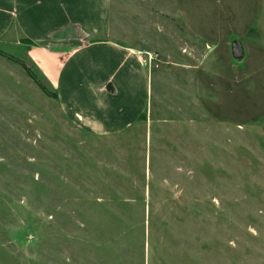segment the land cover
Segmentation results:
<instances>
[{
    "label": "rangeland",
    "instance_id": "obj_1",
    "mask_svg": "<svg viewBox=\"0 0 264 264\" xmlns=\"http://www.w3.org/2000/svg\"><path fill=\"white\" fill-rule=\"evenodd\" d=\"M172 3L111 0L98 39L142 50L153 77L148 121L116 136L73 125L28 46L0 44L50 92L0 54V264H264V83L238 94L240 123L205 113V47ZM251 37L264 47V0Z\"/></svg>",
    "mask_w": 264,
    "mask_h": 264
},
{
    "label": "crops",
    "instance_id": "obj_2",
    "mask_svg": "<svg viewBox=\"0 0 264 264\" xmlns=\"http://www.w3.org/2000/svg\"><path fill=\"white\" fill-rule=\"evenodd\" d=\"M172 7L180 26L205 47L192 67L196 104L240 123L238 94L245 103L249 86L264 83V47L251 37L261 0H173ZM110 14L111 0H0V44L28 46L27 58L57 95L64 116L101 137L148 121L153 91L142 50L98 39Z\"/></svg>",
    "mask_w": 264,
    "mask_h": 264
},
{
    "label": "trees",
    "instance_id": "obj_3",
    "mask_svg": "<svg viewBox=\"0 0 264 264\" xmlns=\"http://www.w3.org/2000/svg\"><path fill=\"white\" fill-rule=\"evenodd\" d=\"M0 54L3 55V56H7V55L4 54L1 50H0ZM7 57H8L9 60H12V61H14V62H16V63H19V64L24 68V70L27 72V74L30 76V78H32L34 81H37L36 78H35V76L32 74L30 68H28L23 62H19L20 60L14 58L13 56H7ZM37 71H38V70H37ZM38 72H39V71H38ZM39 73H40V72H39ZM40 74H41V73H40ZM41 75H42V74H41ZM42 76H43V75H42ZM43 78H44V77H43ZM37 84L39 85V87H40L44 92H46L47 94H50V92L46 89L45 86H43V85H42L41 83H39L38 81H37ZM52 93H53V95H54V98L57 99V95H56L54 92H52Z\"/></svg>",
    "mask_w": 264,
    "mask_h": 264
},
{
    "label": "water",
    "instance_id": "obj_4",
    "mask_svg": "<svg viewBox=\"0 0 264 264\" xmlns=\"http://www.w3.org/2000/svg\"><path fill=\"white\" fill-rule=\"evenodd\" d=\"M238 46L241 48L240 44H238ZM233 48H234V55L237 56V55H236V52H235V49H236V48H235V45H233Z\"/></svg>",
    "mask_w": 264,
    "mask_h": 264
}]
</instances>
